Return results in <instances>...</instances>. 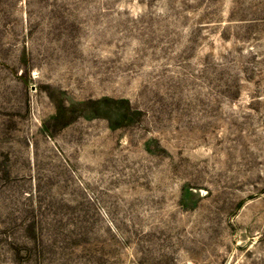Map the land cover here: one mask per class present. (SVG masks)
I'll use <instances>...</instances> for the list:
<instances>
[{
    "label": "rangeland",
    "instance_id": "obj_1",
    "mask_svg": "<svg viewBox=\"0 0 264 264\" xmlns=\"http://www.w3.org/2000/svg\"><path fill=\"white\" fill-rule=\"evenodd\" d=\"M0 264H264V0H0Z\"/></svg>",
    "mask_w": 264,
    "mask_h": 264
}]
</instances>
